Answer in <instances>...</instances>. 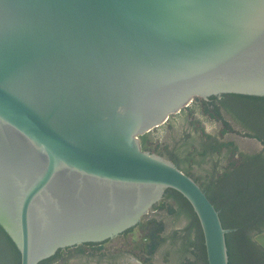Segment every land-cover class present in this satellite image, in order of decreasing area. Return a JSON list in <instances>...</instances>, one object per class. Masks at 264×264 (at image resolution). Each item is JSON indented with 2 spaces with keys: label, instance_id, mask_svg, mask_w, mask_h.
<instances>
[{
  "label": "water",
  "instance_id": "1",
  "mask_svg": "<svg viewBox=\"0 0 264 264\" xmlns=\"http://www.w3.org/2000/svg\"><path fill=\"white\" fill-rule=\"evenodd\" d=\"M225 93L264 96V0H0V225L21 264L116 237L167 188L191 203L208 264H228L232 229L205 191L139 139L195 97ZM231 124L198 112L151 144L204 180L261 148ZM214 137L233 146L202 155ZM149 218L162 224L152 253L139 244L158 234L147 223L67 264H183L186 219Z\"/></svg>",
  "mask_w": 264,
  "mask_h": 264
},
{
  "label": "trees",
  "instance_id": "2",
  "mask_svg": "<svg viewBox=\"0 0 264 264\" xmlns=\"http://www.w3.org/2000/svg\"><path fill=\"white\" fill-rule=\"evenodd\" d=\"M198 112L208 113L224 124V131L232 130L231 123H235L241 133L256 139L261 148L254 152L239 151L237 163L223 170L220 175L212 174L204 180L199 179L190 172L187 160L155 149L151 144L152 135L156 132L172 127L182 117L194 116ZM139 139L143 150L154 151L172 160L205 191L219 211L222 226L232 229L225 234L228 264H264V246L256 239L257 235L264 234V96L225 93L220 96L212 95L208 99L195 97L189 105L170 115L163 124L140 135ZM232 146L231 141H219L214 137L213 140L210 138L209 141L203 142V150L200 153L204 155L222 147ZM153 208L157 211L166 210L186 219V234L181 236L179 245V253L185 261L183 264H208L203 231L188 199L176 189L167 188ZM157 211H149L135 227L114 238L102 242H86L73 248H60L55 254L37 264H55L56 260H65L67 264L72 258L86 255L87 249L100 251L105 242L121 237L133 228L145 227L147 223L154 225L158 234L155 231L145 234L139 244L142 251L152 253L163 240L159 234L162 224L154 218H146ZM0 264H21L19 248L1 225Z\"/></svg>",
  "mask_w": 264,
  "mask_h": 264
},
{
  "label": "flooded vegetation",
  "instance_id": "3",
  "mask_svg": "<svg viewBox=\"0 0 264 264\" xmlns=\"http://www.w3.org/2000/svg\"><path fill=\"white\" fill-rule=\"evenodd\" d=\"M157 211L156 209H154V208H152V209H150L149 211ZM136 230V228H133L131 231H129V232H126L125 234L126 235H129V234H131V233H133L134 231ZM126 231V230H125ZM124 232V231H123ZM122 232V233H123ZM118 236V235H117ZM135 240H136V238H135ZM181 240V239H180ZM83 244V243H82ZM78 245H80V244H78ZM74 246H76V245H74ZM74 246H70L69 248H73ZM66 248H68V247H65V249ZM132 259V261L135 263V264H137V262H140V264H147L144 260H142V259H134V258H131ZM58 262H60V261H58V260H56V263H58Z\"/></svg>",
  "mask_w": 264,
  "mask_h": 264
},
{
  "label": "rangeland",
  "instance_id": "4",
  "mask_svg": "<svg viewBox=\"0 0 264 264\" xmlns=\"http://www.w3.org/2000/svg\"><path fill=\"white\" fill-rule=\"evenodd\" d=\"M257 236H264V234H262V235H257Z\"/></svg>",
  "mask_w": 264,
  "mask_h": 264
}]
</instances>
